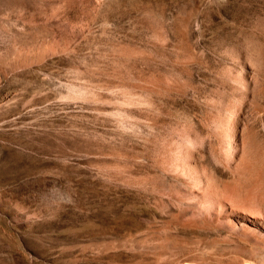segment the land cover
<instances>
[{
    "label": "rangeland",
    "instance_id": "1",
    "mask_svg": "<svg viewBox=\"0 0 264 264\" xmlns=\"http://www.w3.org/2000/svg\"><path fill=\"white\" fill-rule=\"evenodd\" d=\"M261 254L264 0H0V264Z\"/></svg>",
    "mask_w": 264,
    "mask_h": 264
},
{
    "label": "bare ground",
    "instance_id": "2",
    "mask_svg": "<svg viewBox=\"0 0 264 264\" xmlns=\"http://www.w3.org/2000/svg\"><path fill=\"white\" fill-rule=\"evenodd\" d=\"M3 166H4V167H3L4 169L9 168V167H8V163H6V162H4ZM259 258H260V260H261V263L264 264V254H261ZM182 264H200V263H198V262L188 261V262H184V263H182Z\"/></svg>",
    "mask_w": 264,
    "mask_h": 264
}]
</instances>
